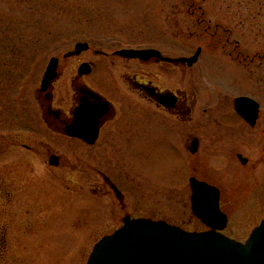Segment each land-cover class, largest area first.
Segmentation results:
<instances>
[{"label":"rangeland","instance_id":"obj_1","mask_svg":"<svg viewBox=\"0 0 264 264\" xmlns=\"http://www.w3.org/2000/svg\"><path fill=\"white\" fill-rule=\"evenodd\" d=\"M190 3L0 0V264H86L93 245L117 229L129 212L186 231L205 230L191 212L188 174L183 168L180 180L149 177L142 182L139 170L130 163L135 170L128 173L133 188L125 193L124 207L113 195L96 197V151L51 131L39 95L52 57L59 59V77L53 83L54 103L59 105L77 65L83 60L96 63V48L154 47L174 55L190 54L204 41L202 27L195 29ZM198 4L210 10L214 21L239 24L234 32L245 43L251 45L259 36L264 79V0H202ZM225 5L228 11L223 10ZM78 42H87L89 50L64 58ZM202 64L208 73L212 69L209 78L215 81L236 73L225 66L226 77L215 75L219 69L212 68L207 56ZM123 67L117 65L118 77ZM184 74L182 79H187L188 72ZM260 95L264 97L263 82ZM246 153L255 155L250 159L254 164L247 167L228 162L222 171L214 158L210 161L221 170L212 179L221 187L222 207L230 217L223 233L241 242L264 218V144ZM51 155L57 157L56 165L49 164ZM156 162L165 173L168 164Z\"/></svg>","mask_w":264,"mask_h":264},{"label":"flooded vegetation","instance_id":"obj_2","mask_svg":"<svg viewBox=\"0 0 264 264\" xmlns=\"http://www.w3.org/2000/svg\"><path fill=\"white\" fill-rule=\"evenodd\" d=\"M200 1L191 0L189 4L190 13L196 19L195 29L202 27L200 36L204 37L203 42L193 47V52L174 55L154 47L96 48V63L88 62L91 68L87 75L78 74L80 65L87 61L77 65L61 104L54 103L53 84L47 91H39L43 100L40 109L51 131L96 151L98 158L93 167L96 197L113 195L124 207L125 193L133 188L128 179V173L135 171L132 163L136 171L139 170L142 182H147L149 177L156 181L180 180L183 168L188 182L194 178L219 190L220 209L226 214L227 226L230 217L222 207V190L212 179L219 169L213 168L210 161L214 158L222 171L228 162L241 167L254 164L250 159L255 155L246 151L264 144V97L260 95L261 83L264 85L260 74L262 59L259 36L251 45L245 43L243 37L234 32L239 24L230 26L226 19L214 21L210 10L198 4ZM223 10L228 11V5ZM125 49H151L160 56L140 59L118 54ZM195 55L190 65L161 59ZM205 56L212 68L219 69L215 75L226 77L225 66H230L237 74L231 73L230 79L223 81L209 78L212 69L208 73L202 66ZM118 64L124 66L120 77L116 73ZM183 72H188L187 79H182ZM238 75H245L246 79ZM238 88L244 90L233 91ZM82 110L91 114L78 116ZM76 121L84 127L94 126L93 143L68 135ZM157 160L168 164L165 173L158 162L155 163ZM255 160L259 161V157ZM189 190L191 195L190 185ZM124 217L145 218L125 213L121 225ZM204 228L208 229L205 225Z\"/></svg>","mask_w":264,"mask_h":264},{"label":"water","instance_id":"obj_3","mask_svg":"<svg viewBox=\"0 0 264 264\" xmlns=\"http://www.w3.org/2000/svg\"><path fill=\"white\" fill-rule=\"evenodd\" d=\"M87 49V43H77L75 49L64 57L78 55ZM118 54L140 59L160 56L159 52L151 49H126ZM196 55L190 58L161 59L174 64L190 65ZM57 68L58 58L52 57L43 74L40 91H47L58 77ZM89 72L88 64H81L78 74ZM87 112L91 114V111L82 110L78 116ZM246 119L251 121L250 118ZM89 126L84 127L76 121L68 130V135L91 144L96 137V129ZM48 162L56 165V156H50ZM190 187L191 210L211 230L188 232L162 220L125 217L120 228L102 237L93 246L86 264H264V219L253 229L245 243L230 239L220 233L227 219L219 207V190L194 178L190 179Z\"/></svg>","mask_w":264,"mask_h":264},{"label":"bare ground","instance_id":"obj_4","mask_svg":"<svg viewBox=\"0 0 264 264\" xmlns=\"http://www.w3.org/2000/svg\"><path fill=\"white\" fill-rule=\"evenodd\" d=\"M57 71H58V74H59V70H58V68H57Z\"/></svg>","mask_w":264,"mask_h":264}]
</instances>
